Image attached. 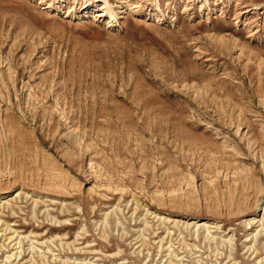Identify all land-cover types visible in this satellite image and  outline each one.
<instances>
[{
  "label": "rangeland",
  "instance_id": "374dc122",
  "mask_svg": "<svg viewBox=\"0 0 264 264\" xmlns=\"http://www.w3.org/2000/svg\"><path fill=\"white\" fill-rule=\"evenodd\" d=\"M0 264H264V0H0Z\"/></svg>",
  "mask_w": 264,
  "mask_h": 264
},
{
  "label": "bare ground",
  "instance_id": "6f19581e",
  "mask_svg": "<svg viewBox=\"0 0 264 264\" xmlns=\"http://www.w3.org/2000/svg\"><path fill=\"white\" fill-rule=\"evenodd\" d=\"M205 225L204 223L202 224V226Z\"/></svg>",
  "mask_w": 264,
  "mask_h": 264
}]
</instances>
